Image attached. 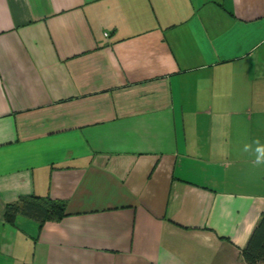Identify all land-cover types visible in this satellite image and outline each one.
Wrapping results in <instances>:
<instances>
[{
  "label": "crops",
  "instance_id": "0c3cea01",
  "mask_svg": "<svg viewBox=\"0 0 264 264\" xmlns=\"http://www.w3.org/2000/svg\"><path fill=\"white\" fill-rule=\"evenodd\" d=\"M256 139L264 0H0V264H246Z\"/></svg>",
  "mask_w": 264,
  "mask_h": 264
},
{
  "label": "trees",
  "instance_id": "16d2710c",
  "mask_svg": "<svg viewBox=\"0 0 264 264\" xmlns=\"http://www.w3.org/2000/svg\"><path fill=\"white\" fill-rule=\"evenodd\" d=\"M18 215L38 222L39 228L45 221L58 220L67 215L65 202L50 195H23L17 200L6 203L3 220L13 223ZM246 264H264V212L241 249Z\"/></svg>",
  "mask_w": 264,
  "mask_h": 264
},
{
  "label": "clouds",
  "instance_id": "9594fccd",
  "mask_svg": "<svg viewBox=\"0 0 264 264\" xmlns=\"http://www.w3.org/2000/svg\"><path fill=\"white\" fill-rule=\"evenodd\" d=\"M243 151L254 157L252 161L254 166H264V144L259 139L254 140L251 144H245Z\"/></svg>",
  "mask_w": 264,
  "mask_h": 264
}]
</instances>
